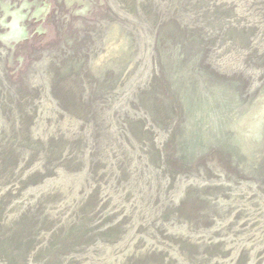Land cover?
Instances as JSON below:
<instances>
[{"label": "rangeland", "instance_id": "374dc122", "mask_svg": "<svg viewBox=\"0 0 264 264\" xmlns=\"http://www.w3.org/2000/svg\"><path fill=\"white\" fill-rule=\"evenodd\" d=\"M0 264H264V0H0Z\"/></svg>", "mask_w": 264, "mask_h": 264}, {"label": "bare ground", "instance_id": "6f19581e", "mask_svg": "<svg viewBox=\"0 0 264 264\" xmlns=\"http://www.w3.org/2000/svg\"><path fill=\"white\" fill-rule=\"evenodd\" d=\"M255 124V123H254ZM257 125V124H256ZM211 126V125H210ZM249 126V125H248ZM255 130V129H254ZM257 131V130H256ZM255 132V131H254Z\"/></svg>", "mask_w": 264, "mask_h": 264}]
</instances>
